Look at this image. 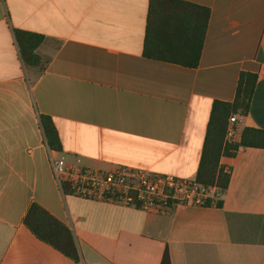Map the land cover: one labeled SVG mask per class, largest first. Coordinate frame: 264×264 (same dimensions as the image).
Instances as JSON below:
<instances>
[{
	"label": "crops",
	"instance_id": "obj_1",
	"mask_svg": "<svg viewBox=\"0 0 264 264\" xmlns=\"http://www.w3.org/2000/svg\"><path fill=\"white\" fill-rule=\"evenodd\" d=\"M182 1L211 11L197 68L143 56L150 0H0V264H162L166 249L171 264H264V149L221 159L222 209L148 213L66 195L53 174L51 155L195 180L212 105L234 101L242 71L258 80L236 142L264 130V0ZM16 30L44 36L43 69L24 65ZM32 203L72 230L79 263L25 226Z\"/></svg>",
	"mask_w": 264,
	"mask_h": 264
},
{
	"label": "trees",
	"instance_id": "obj_2",
	"mask_svg": "<svg viewBox=\"0 0 264 264\" xmlns=\"http://www.w3.org/2000/svg\"><path fill=\"white\" fill-rule=\"evenodd\" d=\"M147 12L143 56L187 68H197L211 16L210 9L182 0H150ZM13 34L24 65L43 69L44 65L37 49L43 44L44 36L21 30H16ZM257 80L256 73L242 71L234 101H215L212 105L195 181L207 188H216L218 196L210 197L203 206L223 208L221 196L227 191L230 183V172L221 164L223 157H234L241 148L264 149V130L261 129L244 128L239 142L224 143L229 118L233 115H248ZM40 124L51 150L61 151V142L53 120L41 115ZM71 189L65 182L64 193L71 195ZM24 224L39 241L76 263L81 261V253L72 230L39 204L30 205ZM162 264H171L167 249L163 254Z\"/></svg>",
	"mask_w": 264,
	"mask_h": 264
},
{
	"label": "built area",
	"instance_id": "obj_3",
	"mask_svg": "<svg viewBox=\"0 0 264 264\" xmlns=\"http://www.w3.org/2000/svg\"><path fill=\"white\" fill-rule=\"evenodd\" d=\"M229 118L227 140L239 136L238 117ZM77 157L68 163L64 157L51 155L54 177L63 190L68 183L71 195L115 205L136 208L145 212L167 213L179 205H204L212 188L173 174H159L144 168L121 167L115 170H95L84 167ZM64 191V190H63Z\"/></svg>",
	"mask_w": 264,
	"mask_h": 264
},
{
	"label": "rangeland",
	"instance_id": "obj_4",
	"mask_svg": "<svg viewBox=\"0 0 264 264\" xmlns=\"http://www.w3.org/2000/svg\"><path fill=\"white\" fill-rule=\"evenodd\" d=\"M43 45V44H42ZM233 142H235V141H229V140H227V136H226V134H225V141H224V143H233Z\"/></svg>",
	"mask_w": 264,
	"mask_h": 264
}]
</instances>
